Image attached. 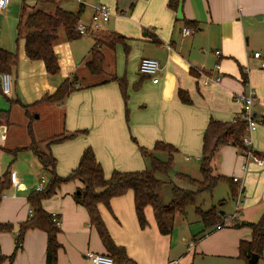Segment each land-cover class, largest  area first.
<instances>
[{"label":"crops","instance_id":"crops-1","mask_svg":"<svg viewBox=\"0 0 264 264\" xmlns=\"http://www.w3.org/2000/svg\"><path fill=\"white\" fill-rule=\"evenodd\" d=\"M103 2L110 5L112 15L99 31H126V34L120 33L126 37L125 43L130 37V42L140 40L141 53L131 58L124 55L122 44H117L114 49L104 47L103 76L90 74L91 81L84 85L77 79V88L58 101L60 103L40 101L64 79L48 78L54 74L46 71L42 60L27 58L23 38L18 35L22 7L25 6L26 11L40 8L47 12H54L57 7L72 12L82 9L78 22L88 24L93 5ZM167 2L8 0L6 6L0 8V47L18 55L16 66L9 73L14 80L13 91L3 94L0 90V116L2 112L8 114L7 122L0 121V179L5 178L9 182L0 194V223L12 225L11 230H0V264L45 263L47 235L42 229H26L22 244L15 249L19 225L30 216L28 195L34 191L38 178L46 175L33 150L27 147L13 151L30 144L29 124L33 139L38 140L30 106H40L43 113L51 109L59 115L58 118L61 116L58 134L87 130L86 134L50 145L57 160L56 171L60 175L67 174L77 165L80 154L88 145L106 177L113 169L142 170L148 167V160L138 147L150 150L156 141L172 144L186 161L192 159L190 154L200 160L202 135L209 118L228 121L240 116L241 106L233 96L250 85L247 73V80L242 83L239 67L245 69L246 55L251 53L246 30L252 16L264 20V0H180L175 9L169 8ZM111 17H114L116 30L104 28ZM186 21L193 23L186 26ZM184 27L193 30L183 34ZM18 39H21V48L17 44L15 47L14 42ZM253 52L252 58L259 60L261 54L255 58ZM143 56L155 58L160 63L156 83L152 82L151 76L138 71L139 60ZM206 73L219 75V82L204 84ZM113 76L125 80L126 105ZM179 90L188 101L182 100ZM24 105L28 107V114ZM17 106L24 108L20 120L14 115ZM19 123L26 125L28 138L17 143L12 133ZM256 145L264 147L259 143ZM257 146L255 148L262 149ZM161 153H158L160 157ZM218 153L229 163L223 172H236L245 183L254 184L253 195L244 200V206L254 203L248 206L252 213L249 214L240 204L235 220L220 228L205 225L196 214L188 218L187 211L185 214L176 213L172 230L162 234L151 206L144 208L147 224L140 227L133 192L127 190L111 197L108 206L97 204L112 241L122 247L127 256V264L247 263L240 256L239 243L251 239V228L238 224L257 221L264 211V159L262 157V164L249 160V167L243 173L240 164L244 158L237 146L224 144L215 155ZM217 164L216 161L213 163L214 174L224 175L216 169ZM10 171L16 172L17 184H12L8 178ZM80 185L77 179L63 182L55 193L41 200L42 207L60 222L56 235L60 244L56 264H91L88 252L109 253L91 224L87 210L74 199L73 194ZM217 209L227 215L220 207ZM113 257L116 264H124L125 260L116 255ZM260 259L264 264V248L256 264Z\"/></svg>","mask_w":264,"mask_h":264},{"label":"trees","instance_id":"trees-1","mask_svg":"<svg viewBox=\"0 0 264 264\" xmlns=\"http://www.w3.org/2000/svg\"><path fill=\"white\" fill-rule=\"evenodd\" d=\"M179 1L168 0L167 5L169 8L175 9ZM81 12L82 9L72 12L60 7H57L52 13L40 8L27 12L25 6H23L18 22V35L23 36V49L27 58L42 60L46 71L55 74L59 70V63L53 44L58 37V29L64 28L65 34L69 39L81 36L75 29ZM192 23L190 21L185 22L186 26H190ZM97 33L93 35L94 43L89 50V57L85 61V66L89 73L94 75L101 74L104 70L105 56L102 48L114 49L117 44H122L124 48H128L125 43L126 37L118 32L109 31L96 36ZM17 59L18 55L16 52H10L0 47V73H10L15 68ZM239 67L241 81L245 84L247 80L246 72L243 70V67ZM112 79L118 82L126 105L127 95L124 78L113 76ZM76 81L77 78L75 76L72 79H64L54 91L44 95L40 101L58 102L62 100L72 90L77 88ZM178 94L183 101H188L187 98L183 97L184 93L182 90H179ZM23 107L28 114L27 105ZM7 118L8 114L2 112L0 121L5 123L7 122ZM28 132L31 137L30 144L26 147L13 149V151H19L27 147L33 150L47 175V181L41 190L34 189L28 195L31 215L19 225V230L17 235H15V249L22 244V237L26 229H42L47 235L44 264H56L57 250L60 246L56 237L59 225L53 220L52 214L42 207L41 200L55 193L57 187L63 182L77 179L81 182V185L73 194L74 199L87 210L91 224L96 228L102 243L109 252L106 254H109L113 258V264H116L113 255L125 260L124 264H127L128 258L123 248L117 246L112 241L100 216L97 204L103 203L108 206L111 197L121 195L127 190H132L136 217L140 227H144L147 224L144 208L151 206L156 225L162 234L170 233L176 213L185 214L186 208L192 205L195 206V214L205 225L222 223L224 213L219 211L215 205L202 210L196 204L197 196L201 192L211 193L212 189L220 181L227 182L230 186L231 195L236 196L237 184L225 175L213 174L214 165L212 160L219 147L224 144H232L240 150L243 149L242 138L247 133V125L246 121L240 117L228 121L209 118L203 131L201 142L199 162L201 178L192 177L187 173H180L178 176L187 181L191 188L173 185L171 188V200L167 203L163 202L157 192L163 182L157 174L166 173L171 167L173 154L177 151V148L172 144L156 141L154 147L150 150L138 147L144 158L148 160V167L142 170L113 169L108 177L105 176L102 165L96 159L92 147L88 145L80 154L77 165L67 174L60 175L56 171L57 160L50 150V145L73 138L78 134H86L87 130L62 132L61 134L51 136L46 141L43 149H39L37 141L33 139L30 124L28 125ZM161 152L166 154L167 157L165 159H162L158 155ZM254 153L260 157H264L263 152L254 150ZM8 185L7 179H0V194ZM238 225H247L251 228V239L241 240L239 243L240 256L247 261L252 252L260 255L264 248V211L257 221H245ZM11 228V224L0 223V230H11ZM13 256L14 253L11 254L10 259Z\"/></svg>","mask_w":264,"mask_h":264},{"label":"rangeland","instance_id":"rangeland-1","mask_svg":"<svg viewBox=\"0 0 264 264\" xmlns=\"http://www.w3.org/2000/svg\"><path fill=\"white\" fill-rule=\"evenodd\" d=\"M33 9H36V8H33ZM30 10H31L30 8L29 10L27 9V12ZM248 24L249 25L247 26L248 28L246 31L248 33L247 37H249V45L251 47V53L246 55V63H244L245 65L244 70L250 79L249 86H251V88L253 89V91L255 92L257 96L256 103L253 106V111L256 113H260L261 111L260 105L264 102V64H263L264 63V20L262 21V20H259L257 16H254V17L252 16L251 21ZM124 25L125 24H123V26ZM104 28L107 30H116V28L114 27V17L110 18V21L108 22V24L104 26ZM95 33H97L96 34L97 36V35L103 34L104 31L100 32L98 30ZM95 33H93L92 35H94ZM120 33L126 34V31L120 32ZM130 39L132 40L131 37L126 40L128 48H124L123 45L121 46H122L124 55L132 58L133 55H138L139 53H141L139 50L141 49L142 46L140 44V40H133L130 42ZM93 43H94V39H93V36L91 35H81L75 39H69L67 38L65 34L64 28L62 27L59 28L58 37L54 41V44H53L54 50L56 51V55L58 57L59 70L53 76H50L48 78L65 79L66 77L71 78L75 75L77 76L76 78L79 81H81L83 85L91 81L90 80L91 75L88 69L86 68L84 62L89 57V50L91 46L93 45ZM14 44H15V47L17 44V46L21 48V45H22L21 39H18V41L14 42ZM136 49L138 51H136ZM252 50H256L261 54V57L259 60H254V58H252V52H253ZM103 75L104 74H101L99 76H103ZM13 81H14L13 77L12 78L10 77L12 91L14 87ZM23 87H24V83H22V88ZM17 91L19 93L20 87L17 88ZM54 103H60V102H54ZM23 109L24 108L20 106L16 107V111L14 112L15 119L20 120V118L23 116V111H24ZM29 111L31 112V114H33L32 125L34 128L35 136L38 139L37 146L39 147V149H43L46 141L49 139L48 138L49 136L60 133L59 131L60 128H58L57 125L60 123L61 116L58 118L59 115L54 114L51 109H48V112L43 113L42 110L40 109V106H36V107L30 106ZM39 113H40V117L37 118V115ZM25 120H27V118H25ZM17 125L18 126L15 128V130L12 133V137H14L17 143L26 141V138H28L26 125L24 123L22 124L19 123ZM256 136H258L257 141L255 140ZM250 137L252 141V150L260 151L264 153V147L256 145V143H259L260 145H264V125L258 124L256 129L251 132ZM255 146L260 147L262 149L260 150L258 148H255ZM179 154H182V153L175 152L173 154V157L171 160V167L166 173L157 174V176L163 180L157 192L159 193L161 199L165 203L171 200V196H172L171 188L173 185H177V186L185 187V188H191L190 185L187 183V181H184L178 176L180 173H187L195 178H201V173L199 170V162H200L199 158H196V156H194L193 154H190L192 155L191 156L192 159L189 161H186L184 158L179 156ZM161 156H162L161 157L162 159H165L167 157L164 152L161 153ZM241 156L242 158H245L242 154ZM222 160H223V164H222ZM250 160H252V158H250ZM215 161H216V164L218 162L216 169L218 170L219 173H222L226 177H229L231 179L233 176H236V177L239 176L238 173L236 172H223V171H226V166L229 163L226 158L222 159V155H220V153H218V155H215V157H213L212 162L214 163ZM249 164L250 162L248 163V167H249ZM45 176L47 177V175ZM242 182H243L242 185H243L244 190L241 193V200H242L241 208L244 207V209H246L247 212L251 214L252 209L251 207L248 208V206L254 203H248L247 205L244 206V200L245 198H248L253 195L254 184L248 185L247 183H245L244 180H242ZM236 190H238V185H236ZM222 201H224L223 204H221ZM196 204L199 205V207L202 210L208 209L212 205H215L217 207H220V209L223 210L225 214L229 215L234 212L235 197L231 195V191L229 190L228 183L220 181L212 189L211 193L209 192L199 193L197 196ZM186 210H187L186 215L188 216V218L195 216L194 215L195 214L194 205L188 206ZM262 263H263V260L260 259L259 264H262Z\"/></svg>","mask_w":264,"mask_h":264},{"label":"built area","instance_id":"built-area-1","mask_svg":"<svg viewBox=\"0 0 264 264\" xmlns=\"http://www.w3.org/2000/svg\"><path fill=\"white\" fill-rule=\"evenodd\" d=\"M8 0H0V8H4L7 4ZM80 3H85L87 0H77ZM112 15V9L109 5L105 3H98L93 5L91 18L88 24L78 22L75 25L76 31L80 35H91L96 31L100 30L103 23H106ZM192 28L184 27L182 30L183 34H189L192 32ZM253 57H260V53L258 51L253 52ZM264 64V63H263ZM161 69L160 63L157 59L143 56L139 60L138 71L141 74L148 75L152 77V82L156 83L158 81V73ZM220 76H212L208 73L204 74L203 83L209 84L213 82H219ZM0 90L3 94H9L11 91V83H10V74L8 72H2L0 74ZM234 99L241 104L240 118L246 121L247 125V133L243 136L242 142L244 148L241 149V154L245 157L243 163L241 164L242 172H246L248 169V163L250 158H252L255 162L262 164L263 159L259 155L255 154L252 150V141L250 134L257 127L258 124L264 125V102L260 105L261 111L260 113H256L253 111V106L256 103L257 96L251 86H247L244 90L235 92ZM189 157L186 156V159ZM10 181L12 184H17L16 172L10 171ZM242 176H233L232 181L238 185V190L235 196V209L231 215H226L223 217V222L217 224L216 227L220 228L224 225H229L230 222L235 220L238 215V209L241 204V193L243 191L242 185ZM47 181V177L45 175H41L38 178V181L35 185V190H41L44 184ZM31 215V210H30ZM53 220L59 225V221L56 219L55 215L52 214ZM17 235V233H16ZM87 258L91 264H113V258L106 253H94L88 252Z\"/></svg>","mask_w":264,"mask_h":264},{"label":"water","instance_id":"water-1","mask_svg":"<svg viewBox=\"0 0 264 264\" xmlns=\"http://www.w3.org/2000/svg\"><path fill=\"white\" fill-rule=\"evenodd\" d=\"M257 260H258V253L252 252L246 264H256Z\"/></svg>","mask_w":264,"mask_h":264}]
</instances>
